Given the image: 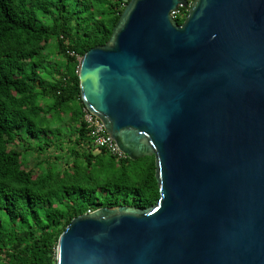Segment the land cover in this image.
<instances>
[{"label":"water","instance_id":"obj_1","mask_svg":"<svg viewBox=\"0 0 264 264\" xmlns=\"http://www.w3.org/2000/svg\"><path fill=\"white\" fill-rule=\"evenodd\" d=\"M77 74L159 198L73 218L56 264H264V0H130Z\"/></svg>","mask_w":264,"mask_h":264},{"label":"trees","instance_id":"obj_2","mask_svg":"<svg viewBox=\"0 0 264 264\" xmlns=\"http://www.w3.org/2000/svg\"><path fill=\"white\" fill-rule=\"evenodd\" d=\"M129 1L0 0V264H56L73 218L158 201L154 158L93 147L80 99V60Z\"/></svg>","mask_w":264,"mask_h":264},{"label":"built area","instance_id":"obj_3","mask_svg":"<svg viewBox=\"0 0 264 264\" xmlns=\"http://www.w3.org/2000/svg\"><path fill=\"white\" fill-rule=\"evenodd\" d=\"M179 7L177 11L171 12L170 15L176 20L177 15L180 13ZM83 119L88 131V136L90 141L95 148L104 149L113 157L117 159H124L126 156L117 148L115 142L107 135L104 130V126L99 118L87 111L86 108L83 109Z\"/></svg>","mask_w":264,"mask_h":264},{"label":"rangeland","instance_id":"obj_4","mask_svg":"<svg viewBox=\"0 0 264 264\" xmlns=\"http://www.w3.org/2000/svg\"><path fill=\"white\" fill-rule=\"evenodd\" d=\"M51 50L48 51V54H50V58L54 55L53 51H54V43H51L50 45ZM27 169H33V161H31V159H29V165L26 167Z\"/></svg>","mask_w":264,"mask_h":264}]
</instances>
